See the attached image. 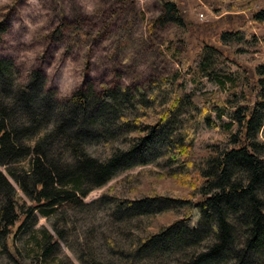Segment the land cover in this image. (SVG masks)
Instances as JSON below:
<instances>
[{
    "label": "trees",
    "instance_id": "obj_1",
    "mask_svg": "<svg viewBox=\"0 0 264 264\" xmlns=\"http://www.w3.org/2000/svg\"><path fill=\"white\" fill-rule=\"evenodd\" d=\"M161 5L163 14L151 31L157 25L185 24L178 3L163 0ZM219 6L216 11L244 9L224 1ZM252 24H264V11L237 31L221 33L217 42H233L237 52H250L247 47L260 41ZM6 31L0 23V37ZM230 64L222 50L206 44L193 63L180 60L179 71L152 78L136 91L105 85L98 93L86 84L60 99L47 89L41 71H32L23 84L14 62L1 58L0 166L29 161L27 172L9 168L7 174L30 205L20 206L15 187L0 171V241L13 235L16 224L15 235L28 224L34 228L38 210L48 217L65 203L84 205L82 199L120 174L165 161L182 170H172L170 178L197 191L200 200L153 195L118 202L112 211L117 221L171 212L181 216L141 239L131 253L120 252L108 240L112 251L122 255L121 264H138L142 253L158 248L166 254L187 251L178 264H264V58L256 65L258 78L250 91L223 99L222 90L237 87ZM190 75L215 82L221 91H188ZM228 110L234 111L232 122L218 126L213 116L222 120ZM203 123L221 128L224 135L234 125L237 131L225 147H209L196 160L192 149ZM99 145L105 148L103 156L90 152ZM56 223L63 230L65 220ZM40 247L41 258L47 259L56 254L58 243L50 244L46 237ZM82 262L105 264L90 255H83Z\"/></svg>",
    "mask_w": 264,
    "mask_h": 264
},
{
    "label": "rangeland",
    "instance_id": "obj_2",
    "mask_svg": "<svg viewBox=\"0 0 264 264\" xmlns=\"http://www.w3.org/2000/svg\"><path fill=\"white\" fill-rule=\"evenodd\" d=\"M163 0H0V23L7 31L0 37V59L14 62L19 82L27 83L29 74L41 71L47 79L48 90L56 91L60 99L70 97L86 84L102 87H130L134 91L150 82L179 71V61L193 63L204 46L214 45L230 58V68L236 88L227 87L219 94L232 98L236 92H249L257 81L256 65L264 58V24H252L259 44L247 47L250 52H237L233 42L219 44L218 36L237 31L253 14L264 11V0H171L179 4L185 24L182 26L151 24L163 14ZM165 1V0H164ZM229 2L243 6V11H216ZM241 1V5L240 4ZM204 15V18L200 17ZM257 52L254 53L253 51ZM188 91L218 92L217 84L190 75ZM234 111L228 110L218 124H230ZM210 129L200 125L192 156L198 159L209 147L228 144V136L237 127ZM264 141V137H261ZM103 156V145L90 148ZM264 158V154H263ZM29 170V161L0 166L17 191L20 206L30 205L28 198L8 176L7 170ZM178 165L167 167L159 161L145 167L126 171L102 188L92 191L84 205L65 203L46 217L36 211V226L29 224L18 233L0 241V264H83L82 256L90 255L105 264H121L122 255L114 253L108 244L112 240L120 252L131 253L141 239L157 234L176 220L180 214L169 213L152 219L129 218L117 221L113 208L120 201L139 200L146 196H162L197 202V191L183 187L170 178ZM177 170L175 173H181ZM65 220L58 231L56 221ZM31 224V222H30ZM15 235V236H14ZM48 237L50 244L58 243L56 254L41 258L40 244ZM61 237V239H60ZM5 244H7L5 246ZM205 244L202 245V248ZM159 249V248H158ZM149 249L137 258L138 264H178L187 251L179 249L166 254Z\"/></svg>",
    "mask_w": 264,
    "mask_h": 264
},
{
    "label": "built area",
    "instance_id": "obj_3",
    "mask_svg": "<svg viewBox=\"0 0 264 264\" xmlns=\"http://www.w3.org/2000/svg\"><path fill=\"white\" fill-rule=\"evenodd\" d=\"M200 17H201V18H204V15H203V14H200Z\"/></svg>",
    "mask_w": 264,
    "mask_h": 264
}]
</instances>
